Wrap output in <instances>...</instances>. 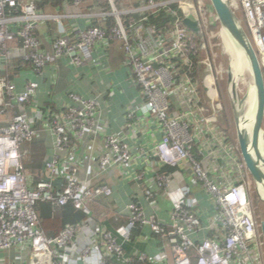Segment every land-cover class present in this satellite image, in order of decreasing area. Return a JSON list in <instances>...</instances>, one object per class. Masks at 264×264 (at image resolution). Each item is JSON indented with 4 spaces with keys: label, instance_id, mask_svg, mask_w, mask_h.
I'll use <instances>...</instances> for the list:
<instances>
[{
    "label": "built area",
    "instance_id": "1",
    "mask_svg": "<svg viewBox=\"0 0 264 264\" xmlns=\"http://www.w3.org/2000/svg\"><path fill=\"white\" fill-rule=\"evenodd\" d=\"M107 1L106 13L88 11L69 17H110L114 26L105 27L103 20L68 33L63 28V20L69 18L66 15L41 13L35 0H0V254H4L0 264H68L80 244L79 251L86 258L94 248L100 250L99 264H155L144 253L127 258L123 249L133 231L145 226L160 242L166 264H264V241L248 191L250 176L237 144L220 131L215 120L218 96L206 94L215 82L203 74L208 58L199 56L196 83L188 76L177 83L176 74L171 72L179 62L191 67V58L199 55L196 39L204 40V36L200 27V36L192 33L184 20H196L200 5L194 0H138L135 6L124 2L127 7L118 11L113 0ZM226 1L252 43L264 74V0ZM81 2L73 0L71 5L77 9ZM173 5L176 9L171 8ZM162 10L175 17L165 32L146 24L148 14ZM50 22L57 32L48 49L40 34ZM221 33L219 27L220 38ZM111 41L121 43L132 81L141 90L142 104L127 113V129L136 135L141 124L156 121L159 140L145 149L136 142L131 146L125 136L99 135L98 103L71 94L70 105L43 119L51 150L44 163V178L33 184L24 161L30 154L25 145L39 136L34 125L42 117L33 102L39 84L28 80L19 90L16 75L9 77L6 68L20 59L30 63L29 71L37 78L62 60L69 59L80 67L91 60L94 46L108 47ZM204 78L208 83L200 89ZM209 110L212 115L205 116ZM90 131L94 141L103 145L97 164L100 174L122 168L127 180L138 183L150 169L154 187L146 189L144 196L152 206L160 193L167 195L171 203L168 229L154 216H146L133 201L128 206L126 226L116 232L122 242L93 219L89 203L111 196V188L79 178L82 171L75 141ZM182 164L189 167L191 181L211 200L214 212L207 222L198 214V203L189 198L190 189L173 188L172 175L159 172L161 167L177 169ZM38 202L49 204L53 213L71 205L86 220L65 225L57 235L49 236L39 224ZM9 253L19 258L9 259Z\"/></svg>",
    "mask_w": 264,
    "mask_h": 264
},
{
    "label": "crops",
    "instance_id": "2",
    "mask_svg": "<svg viewBox=\"0 0 264 264\" xmlns=\"http://www.w3.org/2000/svg\"><path fill=\"white\" fill-rule=\"evenodd\" d=\"M107 1V0H106ZM126 1V0H125ZM123 0H113L115 8L121 11L127 7ZM108 2V1H107ZM70 4V5H69ZM69 4L63 5L60 12L52 11L51 14H63L67 17L79 13ZM92 11L99 15L108 10L97 9ZM50 14V12H48ZM86 13V12H85ZM110 18V17H109ZM102 19L101 21H99ZM104 23L107 18L83 16L69 17L63 20V28L68 33H75L83 30L90 25ZM197 22L194 19H191ZM45 31L40 34L43 44L50 49L51 37L56 31L53 22L45 24ZM91 60L80 67L75 66L71 60L60 61L55 67H47L40 77H33L30 71L15 74L17 88L22 89L25 81L36 80L39 84L34 104L41 106L43 102L51 100L55 108L63 111L71 104L69 95L76 94L84 99H92L98 103L97 126L96 130L101 136L124 137L130 141L131 146L136 143L141 147L148 149L154 145L160 138V125L153 120L144 122L139 128V132L134 135L127 129L126 115L129 111L137 109L142 104L141 90L132 81L131 69L125 64L124 54L118 42L110 43L108 47H93ZM38 118H41L38 116ZM93 131L88 132L85 137L75 141L76 154L79 156L81 164L80 179L96 180V186L106 185L111 188V196L99 197L94 202L89 203L91 215L98 224L109 230L115 236L118 229L125 227L128 222V206L137 202L145 211L146 216H154L161 223L166 224L167 229L171 223L169 212L171 210L170 200L165 193H160L155 199V204L150 206L145 199L146 189L153 188V173L146 169L142 181L132 183L124 177L125 170L122 168H113L103 174L97 171L98 158L103 154V145L99 141H94ZM37 141L40 144V153L43 152L41 162L49 157L50 145L45 131L38 133ZM37 164V162L35 163ZM34 184L42 180L45 176L44 168L31 169L26 171ZM173 188L190 189L189 198L198 203V214L203 222H207L213 215V206L211 200L202 191V189L191 181V172L186 164L174 169L171 173ZM77 211V210H76ZM58 213V212H57ZM56 215V214H55ZM53 214V216H55ZM86 220V219H85ZM45 232V231H44ZM136 232V233H135ZM47 235L51 236L48 232ZM117 237H119L117 235ZM122 242V238H118ZM86 241H84V244ZM80 247L76 249V255L69 260L68 264H99L102 256L98 248L92 250L90 257H84L80 253ZM123 249L127 258H135L144 253L155 264H166L164 262V252L160 242L151 232L149 226L142 229H135L131 239L123 243ZM13 253L6 255L13 259ZM110 264H116L111 262Z\"/></svg>",
    "mask_w": 264,
    "mask_h": 264
},
{
    "label": "trees",
    "instance_id": "3",
    "mask_svg": "<svg viewBox=\"0 0 264 264\" xmlns=\"http://www.w3.org/2000/svg\"><path fill=\"white\" fill-rule=\"evenodd\" d=\"M35 2L37 4L39 12L46 14H49L48 12H50L51 14L52 11L55 12L62 11L63 5L65 3L69 4V2H71L72 4L73 0H35ZM137 2L138 0H129L128 2L125 1V3H129L127 4L129 6H135L137 5ZM98 6L101 8V10H109V5L106 0H82L81 4L76 10L79 13H84V12L92 11V9H97ZM171 8L176 9V6L173 5ZM209 9L210 12L212 13V16H210V20L211 22L216 23L217 21L215 19V15L211 7ZM178 14L179 16L182 17V12L180 10L178 11ZM174 18L175 17L171 16L167 11L162 10L156 14H148L146 24L150 26H154L160 32H165L169 29V26L172 24V22H174ZM126 19L127 18L123 20L124 24H126ZM104 26L107 28L114 26V19L108 18L105 21ZM113 42L114 41H111V43ZM118 43L121 46V43L120 42ZM198 60L199 57L191 58V63H190L191 67L185 66L182 64V62H179L176 63L173 69L171 68V72L176 74L175 79L177 83L185 76H188L193 83H196L200 71ZM30 67H31L30 63L17 59L11 65H9L8 68H6L7 70L6 72L9 74V77H12L15 74H19V73L21 74L25 71H29ZM38 111L42 117L40 120H37L36 124L34 125L35 130L38 133L42 130L44 131L45 129V125L43 124V119H46L47 116L50 117L61 112L55 108L51 100L43 102L42 105L39 106ZM218 127L222 133L227 135L234 143H236L235 138H232L228 134L227 129H224L219 125ZM40 147L41 146L37 140H35V142L31 144L25 145V149L30 153L28 158L24 161L25 171L35 168L39 169L40 166L44 168V163L46 159H44V161L41 162L40 165V161L43 155V152L40 153L41 152ZM36 162L37 164H35ZM159 172L171 175V173H174V169L170 167H161L159 169ZM35 209L39 218V224L41 229L45 232H48L51 236L57 235L65 225L78 224L86 219V216L82 212L78 210L76 211L71 205H67L66 207L60 209L58 213L57 212L53 213L51 206L49 204L44 202H38L36 204ZM253 212H254V216H256L255 210H253ZM53 214L56 215L53 216ZM91 216L95 218L94 215Z\"/></svg>",
    "mask_w": 264,
    "mask_h": 264
},
{
    "label": "water",
    "instance_id": "4",
    "mask_svg": "<svg viewBox=\"0 0 264 264\" xmlns=\"http://www.w3.org/2000/svg\"><path fill=\"white\" fill-rule=\"evenodd\" d=\"M209 5L215 15V19L221 29V32L227 34L230 40L237 48V52L246 59L249 73V81L253 86L256 96V107L254 112V123L252 133L249 135L244 129H240V118L242 116L240 109L244 104L245 95L237 97V81L243 80V75L235 81V87H232V109L233 121L235 126V140L238 151L245 168L256 185L257 189H264V156L260 150V139L264 140V74L261 68L258 56L235 13L226 0H209ZM184 25L192 33L200 36L199 25L190 19L184 20ZM230 83V78L228 79ZM249 87V85H248ZM247 89V87H246ZM243 90V89H242ZM238 107V108H237ZM262 133V134H261ZM264 201V200H263ZM260 233L264 241V220L260 222Z\"/></svg>",
    "mask_w": 264,
    "mask_h": 264
},
{
    "label": "rangeland",
    "instance_id": "5",
    "mask_svg": "<svg viewBox=\"0 0 264 264\" xmlns=\"http://www.w3.org/2000/svg\"><path fill=\"white\" fill-rule=\"evenodd\" d=\"M194 2L200 5L199 8L200 11L196 10L197 11L196 21L199 22L200 31L202 33V36H204V40H202L201 38L196 39L197 43L195 45L199 52L198 57L200 56V58L202 59L208 58V60H205L206 65L203 74L206 76L208 75L210 78L212 77L213 82L215 81L214 85L211 86L210 89L211 92L210 91H209L210 93L206 92V94L208 96L209 94H213L214 97L216 95L218 96V103L220 106L219 108L216 107L217 116H215V120L217 121V124L219 126L223 127L224 129H227L228 134L232 138H235L236 132L233 121V109H232V100H231L232 88L228 81V79L230 78L228 74V69L230 67V59H229L230 56L228 55V52L225 50L223 41L219 36L220 35L219 27L216 25V23L211 22L210 20V16H212V13L210 12L209 9L210 8L209 0H194ZM203 11H205L206 14H204ZM201 43L203 44L202 49H201V45H202ZM241 64L243 65V63H240V65ZM208 66L211 67L213 74L212 73L208 74L211 71ZM239 68L240 67H237L236 70H238ZM246 73H248V71H245L243 73V75L245 76L242 75L243 80L241 83H239V80L237 81V91L239 96L242 97L243 95H245V99H244L245 102L242 108L240 109V111L246 107V98L251 86V82L249 81L250 79ZM206 83H208V81L206 78H204L203 84L200 86V89H202V86H204ZM210 115L212 114H210V110H209V113H207L205 116H210ZM249 179H250V182L248 184L249 197L251 200L252 209L255 210L256 212L255 221L257 223V228L259 229L260 232V222L264 220V201H263L264 197L258 194V189L261 188L257 189L251 177ZM13 257H15V259L19 258L17 255ZM0 258H4V254H0Z\"/></svg>",
    "mask_w": 264,
    "mask_h": 264
},
{
    "label": "bare ground",
    "instance_id": "6",
    "mask_svg": "<svg viewBox=\"0 0 264 264\" xmlns=\"http://www.w3.org/2000/svg\"><path fill=\"white\" fill-rule=\"evenodd\" d=\"M221 38L225 47V50L228 52V55L230 56V67L228 69V74L230 77V86L235 87V81L240 78V76L243 75L245 71H248V65L246 62V59L243 58L242 55H240L237 51L236 46L233 44V42L230 40V38L227 36L226 33H221ZM264 62V61H263ZM240 63H243L241 66ZM262 65V64H261ZM237 67H240L238 70H236ZM247 68V69H246ZM246 69V70H244ZM237 71V72H236ZM249 73V71H248ZM236 92L237 91V85H236ZM232 97V96H231ZM237 97H239V94H237ZM245 102V101H244ZM256 107V96L255 91L253 89V86H250L247 98H246V107L241 110V118H240V129H244L247 134L249 135V138L252 133L253 123H254V112ZM238 108V107H237ZM262 134V133H261ZM260 150L261 153L264 156V140L260 139ZM264 170V169H263ZM262 189V188H261ZM258 189V194L262 197H264V189Z\"/></svg>",
    "mask_w": 264,
    "mask_h": 264
}]
</instances>
